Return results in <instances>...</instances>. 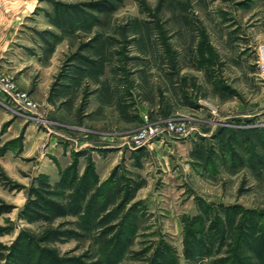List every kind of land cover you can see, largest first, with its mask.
Wrapping results in <instances>:
<instances>
[{
	"label": "rangeland",
	"instance_id": "1",
	"mask_svg": "<svg viewBox=\"0 0 264 264\" xmlns=\"http://www.w3.org/2000/svg\"><path fill=\"white\" fill-rule=\"evenodd\" d=\"M0 74V264H264V0H0Z\"/></svg>",
	"mask_w": 264,
	"mask_h": 264
},
{
	"label": "built area",
	"instance_id": "2",
	"mask_svg": "<svg viewBox=\"0 0 264 264\" xmlns=\"http://www.w3.org/2000/svg\"><path fill=\"white\" fill-rule=\"evenodd\" d=\"M0 95H6V98L10 100L13 106L25 113H34L35 105L29 101L26 94L20 92L11 83V81L0 74ZM193 130L186 124H178L172 121L166 122L165 127L160 126H148L133 136L134 143L143 145L147 142L161 138L165 133L188 135Z\"/></svg>",
	"mask_w": 264,
	"mask_h": 264
}]
</instances>
